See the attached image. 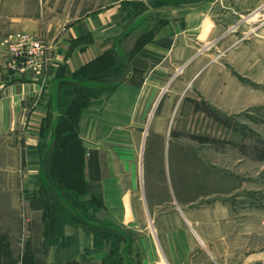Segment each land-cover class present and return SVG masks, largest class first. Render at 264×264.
<instances>
[{"label": "crops", "instance_id": "1", "mask_svg": "<svg viewBox=\"0 0 264 264\" xmlns=\"http://www.w3.org/2000/svg\"><path fill=\"white\" fill-rule=\"evenodd\" d=\"M124 1L141 2L144 8L140 13L123 9ZM261 4L262 0H0V24L8 25L0 39L27 33L44 42L49 61L48 81L39 84L34 78L0 72L1 126L6 118L25 115V100L33 103L29 119L41 117L39 106L53 104L51 81L57 76L70 78L106 53L124 56L118 46L122 38L141 33L148 39L127 57L125 79L101 104L83 110L79 119L86 160L90 154L85 181L101 203L94 212V229L66 224L61 241L45 244L42 210L29 206L22 247L30 264H103L113 247L120 264H255L260 259L234 254L237 244L231 237L236 225L224 196L229 194V177L211 171L207 177L198 170L194 182L182 180L177 158L181 145L165 138L170 104L167 101L154 113L149 106L161 101L167 76L180 73L198 51H208L214 39L241 29L245 13L256 15ZM34 123L26 131L25 149L34 171L27 180L31 192L39 170L38 122ZM140 135L144 137L138 145ZM166 147L172 152L169 177L164 174L166 164L155 162ZM207 186L217 192H209ZM90 198L86 194L83 200ZM107 228L120 235L118 241L99 235Z\"/></svg>", "mask_w": 264, "mask_h": 264}, {"label": "rangeland", "instance_id": "2", "mask_svg": "<svg viewBox=\"0 0 264 264\" xmlns=\"http://www.w3.org/2000/svg\"><path fill=\"white\" fill-rule=\"evenodd\" d=\"M121 5L123 9H132L135 13H140L144 8L138 1H124ZM257 11L253 16L246 12L241 29L235 28L223 38L214 39L208 51H198L184 64L180 73L167 76L161 101L152 102L149 109L153 113L159 112L165 104H170L169 118L165 121L169 134L165 138L181 145L177 158L182 162V180L194 182L198 170L207 177L210 171L229 177V194L224 196L230 206L231 221L236 225L231 237L235 238L233 242L237 244L234 248L236 253H233L259 257L255 264H264V0ZM7 26L0 24V36L6 33ZM21 35L42 43L45 51L43 56L37 58L36 65L30 67L22 61L19 67L13 69L14 51L11 44L15 42L14 38ZM12 36L6 41L0 39V72L16 73L17 78H34L38 84L48 81L49 61L44 42L27 33L18 32ZM147 40L145 34L140 33L135 37L120 39L118 46L127 59L133 50L136 51ZM123 68L122 63L114 59L102 72L103 76L96 77L90 84L86 83L89 92L85 95L88 98L83 110L101 104L109 93L108 90L100 91L96 81L106 78V82L111 83L119 78ZM62 78L57 76L52 79L53 104L47 102L39 106L41 117L29 119L28 110L33 103L25 100L22 103L25 115L20 119L6 118L3 126L0 125V264L31 262L23 257L22 247L28 208L31 203L48 200V192L52 197L54 191L45 185L42 162L46 159L45 167L50 164L51 152L48 151L55 139L53 129L58 114L57 102L60 104L68 97L72 99L71 94L65 97L64 92L68 87L62 85ZM48 114L51 115V122L43 123ZM144 121L143 126L146 125ZM34 122H38L35 159L39 163V170L31 192L29 188L32 184L27 180L34 171L29 166L31 156L25 149L28 147L26 131L33 127ZM63 131L61 128L60 132ZM142 137L136 138L138 145ZM149 156L150 150L146 147L144 160L148 161ZM155 162L159 166L163 162L164 166L166 164L164 174L169 177L173 163L168 147L163 157L156 156ZM209 188L208 191L217 192V188ZM85 195L82 191L81 203L74 202L76 210L71 212L73 220H69L70 227L88 225L94 228V212L99 206L95 200H83ZM48 204L49 209L40 214L43 233L46 218L51 212L52 205ZM54 208L50 214H56V224L64 232L65 210L60 213ZM105 231L102 232L103 237L107 235V238L114 239L116 233L113 230L107 228ZM60 237L61 233L57 241ZM52 239L54 241V237Z\"/></svg>", "mask_w": 264, "mask_h": 264}, {"label": "trees", "instance_id": "3", "mask_svg": "<svg viewBox=\"0 0 264 264\" xmlns=\"http://www.w3.org/2000/svg\"><path fill=\"white\" fill-rule=\"evenodd\" d=\"M117 59L119 63L123 65L122 74L115 81L108 83L106 78L103 80L96 81L100 91L112 90L114 85L123 81L126 76V66L127 59L123 56L117 54L106 53L97 59L91 61L87 65L76 71L70 78H62L61 83L68 87L64 94H71L72 99L65 98L60 104L57 102L58 113L56 115V122L54 124L53 136L55 137L53 144L50 146L47 157L50 158L49 165L45 167V160L43 159V177H45L46 186H49L54 191L52 197L49 194L48 200L45 202L36 201L37 203H31V207L41 209L42 211H47L49 209V204L51 206V212H49V217L46 218L45 232L43 233L45 244H55L62 240L63 230L57 226L56 214L52 216V208L55 206L56 210L60 213L65 214V225L70 224L69 220H73V215L71 212L76 210L75 204L80 202V197L82 191L84 194L91 195V200H95L98 206H100L99 197L94 196V189L85 181V166L86 162L90 164V154L88 160L85 157V147L78 136L79 131V117L82 110L86 107L85 101L88 97L85 95L89 92L85 87L86 83L90 84L94 81L96 77H101L102 73L111 65V62ZM96 73V74H95ZM89 74V75H88ZM106 76V75H105ZM85 92V93H84ZM84 105V106H83ZM51 122V115H47L43 123ZM63 128L64 131L61 133L60 129ZM46 157V158H47ZM55 183V184H54ZM82 188V189H81ZM81 189V191H80ZM47 203V204H46ZM84 203V202H82ZM54 208V209H55ZM59 215V214H57ZM57 226V227H56ZM59 228V229H58ZM94 229V228H91ZM57 234H55L56 232ZM62 231V232H61ZM53 232V233H52ZM60 233L62 237L59 238ZM106 233V231L104 232ZM103 237L102 233H99ZM119 234L116 233L114 236L117 241L119 240ZM54 237V241H52ZM29 253L24 256L28 257ZM103 264H120L119 255L116 247L110 252L108 259Z\"/></svg>", "mask_w": 264, "mask_h": 264}, {"label": "built area", "instance_id": "4", "mask_svg": "<svg viewBox=\"0 0 264 264\" xmlns=\"http://www.w3.org/2000/svg\"><path fill=\"white\" fill-rule=\"evenodd\" d=\"M12 45L14 51V60H12L11 68H17L22 64V61L30 67L36 65V60L39 56L44 55V47L42 43L32 40L27 35L17 36ZM39 67L41 65L39 64Z\"/></svg>", "mask_w": 264, "mask_h": 264}]
</instances>
